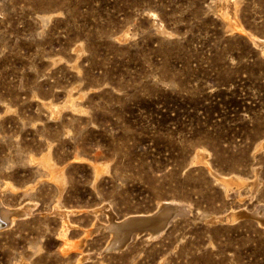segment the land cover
<instances>
[{"label":"rangeland","instance_id":"1","mask_svg":"<svg viewBox=\"0 0 264 264\" xmlns=\"http://www.w3.org/2000/svg\"><path fill=\"white\" fill-rule=\"evenodd\" d=\"M0 207V264H264V0H0Z\"/></svg>","mask_w":264,"mask_h":264},{"label":"bare ground","instance_id":"2","mask_svg":"<svg viewBox=\"0 0 264 264\" xmlns=\"http://www.w3.org/2000/svg\"><path fill=\"white\" fill-rule=\"evenodd\" d=\"M257 41V40H256ZM260 42V41H259ZM259 44V43H258ZM259 45H261V43L259 44ZM220 179V178H219ZM164 208H167L168 210L167 211H169V214H170V218L171 217H175V216H177V215H179V214H181V213H183L184 211H185V209H183V207H181V206H179V205H176L175 203H170V204H166L165 206H164ZM16 210V209H15ZM17 211V210H16ZM22 211V210H21ZM23 211H25V210H23ZM161 211V210H160ZM19 213H16L14 210L12 211V210H3L1 207H0V222H4V223H6L7 225L6 226H8V223H9V225H10V223L15 219V217H17V216H21L22 214H24V213H21L20 214V211H18ZM151 217H153V216H151ZM147 218V219H145V218H141V217H138V218H135L134 219V221H141V222H149V221H151L152 220V218ZM157 219V218H156ZM130 220H133V219H128L127 221H130ZM161 220V219H160ZM169 220V219H168ZM127 221H125V222H127ZM154 221V220H153ZM152 222V221H151ZM116 223V222H115ZM166 223H168L167 221H166ZM169 224V223H168ZM125 225V224H124ZM119 226H120V228H121V226H122V224H119V225H116V224H113V226H111V230L115 233L114 235H115V238H114V240H113V242L117 245V246H119V247H122L123 245H124V243H125V240H122V237H121V235H120V232H119ZM100 227V226H99ZM8 228V227H7ZM163 228H165V226H163L162 228H160V230H156L155 231V233H153V234H157V235H159L158 233H160V231H162V229ZM5 229V228H4ZM110 230V229H109ZM121 230V229H120ZM164 231V230H163ZM0 232H2V229L0 230ZM112 233V232H111ZM110 233V234H111ZM71 243V242H70Z\"/></svg>","mask_w":264,"mask_h":264},{"label":"water","instance_id":"3","mask_svg":"<svg viewBox=\"0 0 264 264\" xmlns=\"http://www.w3.org/2000/svg\"><path fill=\"white\" fill-rule=\"evenodd\" d=\"M186 214V211L183 213L175 216V217H182ZM174 217V218H175ZM6 226V223L0 222V229L4 228ZM118 249H121V247L117 246L113 241L108 242L107 245L104 246V248L101 250L100 254L106 253V252H111V251H117Z\"/></svg>","mask_w":264,"mask_h":264}]
</instances>
